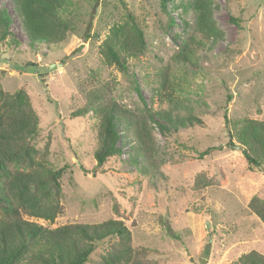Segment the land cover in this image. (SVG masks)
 Returning <instances> with one entry per match:
<instances>
[{
	"label": "rangeland",
	"instance_id": "374dc122",
	"mask_svg": "<svg viewBox=\"0 0 264 264\" xmlns=\"http://www.w3.org/2000/svg\"><path fill=\"white\" fill-rule=\"evenodd\" d=\"M202 1L217 30L209 39L197 31L193 0H169L166 9L159 0H66L62 16L71 29L64 39L31 43L12 1L0 0L17 40L0 41V88L27 93L38 116V134L30 141L34 157L64 167L62 213L53 223L36 222L52 228L120 219L131 232V246L146 248L149 264H235L250 250L264 254V223L248 206L253 196L264 200V164L249 170L235 137L236 147H225L235 120H264V0ZM114 25L142 32L143 46L125 69L103 61V43ZM192 37L202 40L193 48V63L176 60ZM161 74L182 90L174 91L175 103L160 87ZM100 87L139 115L146 103L173 107L175 130L154 128L156 165L145 161L132 128L121 120V155L95 166L97 120L90 108L76 112ZM189 115L201 123L189 124ZM218 145L222 149L199 156ZM16 166L20 159L10 165ZM200 172L212 184L195 188ZM116 244V238L98 243L84 264H102Z\"/></svg>",
	"mask_w": 264,
	"mask_h": 264
},
{
	"label": "trees",
	"instance_id": "16d2710c",
	"mask_svg": "<svg viewBox=\"0 0 264 264\" xmlns=\"http://www.w3.org/2000/svg\"><path fill=\"white\" fill-rule=\"evenodd\" d=\"M11 1L13 12L31 43H58L71 29L69 20L62 16L66 0ZM159 1L161 8L166 9L169 0ZM192 3L197 31L203 38L209 39L217 30L208 5L202 0H193ZM230 18L238 22L237 18ZM11 19L6 9H0V41L8 39L9 43L17 44L8 29ZM201 45L202 40L192 37L189 45L185 44L175 59L193 63L194 49ZM142 46V32L139 29L114 25L103 43V61L125 69L128 60ZM161 75L160 87L166 90L168 101L175 103L174 91L182 90L179 85H172L167 74ZM87 108L94 112L97 120V147L93 152L96 167H101L108 157L121 155L117 147L119 134L116 129L121 120L132 128L137 147L145 161L152 166L157 161L154 128L167 134L175 130L177 124L172 117L173 107L159 110L146 103L145 115H139L117 104L103 87L90 91L86 106L76 113L80 114ZM186 121L189 124L201 123L194 115H189ZM234 128L233 132L229 131L225 147H236L237 144L232 141V137H235L247 161V168L260 169L264 164V120L241 117L234 121ZM37 134L38 116L27 93L23 89L9 93L0 88V264H84L97 244L109 238H116L117 244L102 255V264H149L144 260L146 248L134 249L131 246V232L120 219L109 218L98 223H65L52 228L35 221L42 219L48 224L53 223L62 213L59 179L64 170V167L55 169L47 160L34 157L30 141ZM213 149H222V146L208 147L199 156L203 157ZM18 159L22 166L11 168L12 162ZM212 182L204 172H200L194 186L199 188ZM248 206L264 223V200L253 196ZM235 264H264V254L250 250L241 254Z\"/></svg>",
	"mask_w": 264,
	"mask_h": 264
}]
</instances>
